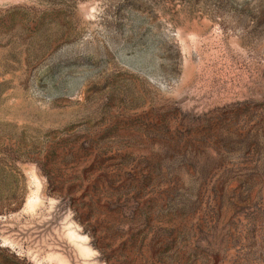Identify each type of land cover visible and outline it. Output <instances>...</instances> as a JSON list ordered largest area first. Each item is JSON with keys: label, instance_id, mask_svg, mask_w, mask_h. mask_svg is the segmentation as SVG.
Returning <instances> with one entry per match:
<instances>
[{"label": "rangeland", "instance_id": "374dc122", "mask_svg": "<svg viewBox=\"0 0 264 264\" xmlns=\"http://www.w3.org/2000/svg\"><path fill=\"white\" fill-rule=\"evenodd\" d=\"M0 264H264V0H0Z\"/></svg>", "mask_w": 264, "mask_h": 264}]
</instances>
